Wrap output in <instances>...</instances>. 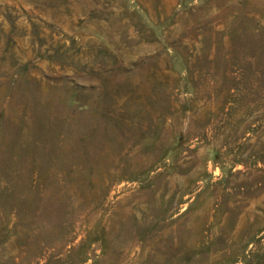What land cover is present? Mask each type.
<instances>
[{
  "label": "rangeland",
  "instance_id": "374dc122",
  "mask_svg": "<svg viewBox=\"0 0 264 264\" xmlns=\"http://www.w3.org/2000/svg\"><path fill=\"white\" fill-rule=\"evenodd\" d=\"M0 264H264V0H0Z\"/></svg>",
  "mask_w": 264,
  "mask_h": 264
}]
</instances>
